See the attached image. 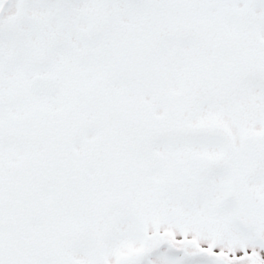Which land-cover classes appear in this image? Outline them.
Listing matches in <instances>:
<instances>
[{"label": "snow or ice", "instance_id": "obj_1", "mask_svg": "<svg viewBox=\"0 0 264 264\" xmlns=\"http://www.w3.org/2000/svg\"><path fill=\"white\" fill-rule=\"evenodd\" d=\"M0 264H264V0H0Z\"/></svg>", "mask_w": 264, "mask_h": 264}]
</instances>
